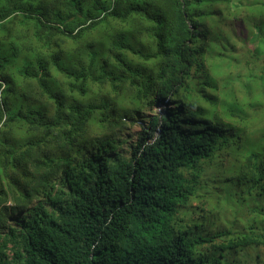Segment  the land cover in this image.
<instances>
[{
    "label": "trees",
    "instance_id": "1",
    "mask_svg": "<svg viewBox=\"0 0 264 264\" xmlns=\"http://www.w3.org/2000/svg\"><path fill=\"white\" fill-rule=\"evenodd\" d=\"M260 247L264 0H0V264Z\"/></svg>",
    "mask_w": 264,
    "mask_h": 264
},
{
    "label": "rangeland",
    "instance_id": "2",
    "mask_svg": "<svg viewBox=\"0 0 264 264\" xmlns=\"http://www.w3.org/2000/svg\"><path fill=\"white\" fill-rule=\"evenodd\" d=\"M147 113V112H145ZM150 114H144L143 119L148 120ZM140 126L138 123L131 126L128 130H125L123 133H121L119 138V146L117 148V153L120 157L128 156L130 147L136 142L139 132H140ZM118 154H113L112 158L116 159ZM45 202V200L36 201L29 209L34 208L39 203ZM250 258L249 260H252V263L259 262L260 264H264V248L260 247L258 249H251L249 250Z\"/></svg>",
    "mask_w": 264,
    "mask_h": 264
},
{
    "label": "clouds",
    "instance_id": "3",
    "mask_svg": "<svg viewBox=\"0 0 264 264\" xmlns=\"http://www.w3.org/2000/svg\"><path fill=\"white\" fill-rule=\"evenodd\" d=\"M145 112H147V113H145ZM144 114H150L148 120L143 119ZM151 115H153V113H152V109H151V108H146V109L143 111L142 117L135 119L134 123H132V124L126 129V130H128L131 126H133V125L136 124V123H138V125H139L140 128H141L140 123H142L143 121H149ZM124 131H125V130H124ZM124 131H123V132H124ZM141 131H142V128L140 129V132H141ZM123 132H122V133H123ZM140 132H139V134H140ZM137 140H138V138H137ZM137 140H136V141H137ZM134 144H135V143H134ZM132 146H133V145H132ZM33 204H34V203H33ZM33 204H31L28 208H30Z\"/></svg>",
    "mask_w": 264,
    "mask_h": 264
}]
</instances>
